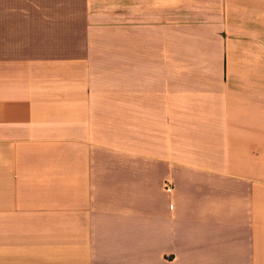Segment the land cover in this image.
<instances>
[{
    "label": "crops",
    "instance_id": "0c3cea01",
    "mask_svg": "<svg viewBox=\"0 0 264 264\" xmlns=\"http://www.w3.org/2000/svg\"><path fill=\"white\" fill-rule=\"evenodd\" d=\"M0 264H264V0H0Z\"/></svg>",
    "mask_w": 264,
    "mask_h": 264
},
{
    "label": "built area",
    "instance_id": "2783aa9c",
    "mask_svg": "<svg viewBox=\"0 0 264 264\" xmlns=\"http://www.w3.org/2000/svg\"><path fill=\"white\" fill-rule=\"evenodd\" d=\"M166 189H167V190L169 189L168 185H166Z\"/></svg>",
    "mask_w": 264,
    "mask_h": 264
}]
</instances>
